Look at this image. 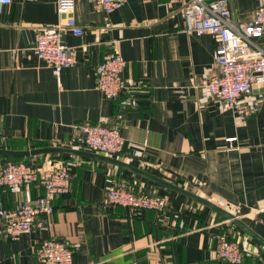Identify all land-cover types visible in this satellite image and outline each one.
I'll return each mask as SVG.
<instances>
[{
    "label": "crops",
    "instance_id": "0c3cea01",
    "mask_svg": "<svg viewBox=\"0 0 264 264\" xmlns=\"http://www.w3.org/2000/svg\"><path fill=\"white\" fill-rule=\"evenodd\" d=\"M184 2L124 0L106 19L91 1L75 0L72 15L82 33H63L75 60L58 76L33 48L35 32L63 17L56 0L0 5V148L89 150L72 125L117 127L128 145L117 158L210 199L264 238V85L243 97L259 110L242 122L208 95L206 83L221 74L218 37L186 30ZM258 2L233 0L237 20L249 19ZM258 41L264 47V33ZM110 50L126 60L128 87L116 100L96 87V65ZM69 156L29 158L42 168L71 158V189L53 198L45 229L11 240L0 223V264H38L36 250L49 237L78 246L72 264H229L214 252L222 236L241 244V264H256L264 255V247L234 223L188 198L166 195L162 212L109 205L108 187L130 180L150 185L115 165ZM42 193L35 183L17 193L0 189V207L33 202Z\"/></svg>",
    "mask_w": 264,
    "mask_h": 264
},
{
    "label": "built area",
    "instance_id": "2783aa9c",
    "mask_svg": "<svg viewBox=\"0 0 264 264\" xmlns=\"http://www.w3.org/2000/svg\"><path fill=\"white\" fill-rule=\"evenodd\" d=\"M11 1L0 0V5ZM89 1L104 12L106 19L124 3V0ZM56 3L58 11L63 14L62 19L53 28L37 30L33 48L58 76L62 66L75 60L71 47L63 40V33L80 34L82 28L72 15L75 0H56ZM183 14L187 31L196 34L211 32L218 37L215 59L221 74L206 83L208 95L230 108L239 122L258 112L259 106L244 101L243 97L255 87L264 85V47L258 41L264 33V0H259L252 16L245 21L235 17L233 0H185ZM125 65V58L115 50L108 51L96 65V87L104 98L116 100L127 89L123 78ZM72 130L74 137H81L87 149L95 153L119 157L128 148L117 127L78 123L72 125ZM226 140L232 142L235 137ZM73 166L72 159L61 160L46 168L24 161L0 162V189L17 193L32 183L43 189L42 195L33 202H20L12 208L0 207L2 234L15 240L33 228L45 229V220L53 213V198L70 192ZM105 196L109 205L133 210L162 212L168 206L167 199L159 194L134 192L123 186L108 187ZM77 249V245L63 240L45 238L36 250V260L38 264H72ZM214 252L229 264H240L244 257L241 244L224 236L219 237ZM256 264H264V258Z\"/></svg>",
    "mask_w": 264,
    "mask_h": 264
},
{
    "label": "water",
    "instance_id": "95a60500",
    "mask_svg": "<svg viewBox=\"0 0 264 264\" xmlns=\"http://www.w3.org/2000/svg\"><path fill=\"white\" fill-rule=\"evenodd\" d=\"M41 154H64V155H73V156H81L90 159H95L99 161H103L105 163H109L115 165L117 167L123 168L131 173H134L158 186L164 187L170 191H173L177 194L183 195L209 209L221 215L225 219L233 222L239 228H241L245 233H247L250 237L255 239L259 244L264 247V238L258 235L255 231H253L239 216L234 215L223 207L215 204L210 199L205 198L197 193H194L190 190H187L167 179L159 177L146 171L140 167H137L131 163L123 161L117 157H111L107 155H102L99 153H95L93 151L78 149L73 147H63L58 145H48L43 147H37L32 149H5L0 148V156L3 157H33Z\"/></svg>",
    "mask_w": 264,
    "mask_h": 264
},
{
    "label": "trees",
    "instance_id": "16d2710c",
    "mask_svg": "<svg viewBox=\"0 0 264 264\" xmlns=\"http://www.w3.org/2000/svg\"><path fill=\"white\" fill-rule=\"evenodd\" d=\"M83 147H86L85 146V144L83 145ZM87 148V147H86ZM51 155H59V156H64V157H70L69 155H62V154H51ZM1 157V159H2V161H1V163H3V162H6V161H9V160H12V161H24L25 163H32L30 160H29V158L30 157H3V156H0ZM67 159H71V158H67ZM118 169H121L122 171H127V170H125V169H123V168H120V167H117ZM149 172H151L152 174H154V175H157V176H159V177H162L159 173H157V172H154V171H152V170H149ZM136 177H139V179H141V181L143 182V183H145V185L147 184V185H150V188H140L139 187V185H135L134 184V182H133V180H130V181H126V182H122V183H118L117 185H115V186H123V187H125L126 189H129V190H132V191H134V192H139V191H144V192H147V191H151V192H154V193H156V194H164V193H167L168 195H172V196H176V197H178L179 199H187V197H185V196H183V195H180V194H177V193H175V192H173V191H170V190H168V189H166V188H164V187H161V186H158V185H156V184H154V183H152V182H150V181H148V180H146V179H144V178H142V177H140V176H138V175H136V174H134ZM163 178V177H162ZM173 183H175V184H178L177 182H173ZM179 185V184H178ZM181 186V185H180ZM139 187V188H138ZM153 189V190H152ZM187 190H190V189H187ZM190 191H192V190H190ZM193 192V191H192ZM195 193V192H194ZM188 200L189 201H191L192 203H194V204H199V203H197V202H195V201H193V200H191V199H189L188 198ZM204 208L205 209H209V208H207V207H205L204 206ZM166 209V208H165ZM164 209V210H165ZM146 210V209H145ZM210 210V209H209ZM140 211V210H139ZM217 214V213H216ZM219 215V214H218ZM219 217H222L221 215H219ZM223 218V217H222ZM233 223V222H232ZM234 225H236V224H234ZM236 227L238 228V229H240L241 231H243L241 228H239L237 225H236ZM244 232V231H243ZM224 237H226V236H224ZM227 239H229V240H233V239H230V238H228V237H226ZM253 239V238H252ZM253 241H255L256 243H258L255 239H253ZM260 245V244H259ZM264 258V255L261 257V259H263ZM260 259V260H261ZM259 260V261H260ZM258 261V262H259ZM257 262V263H258ZM242 263V262H241ZM240 263V264H241Z\"/></svg>",
    "mask_w": 264,
    "mask_h": 264
},
{
    "label": "rangeland",
    "instance_id": "374dc122",
    "mask_svg": "<svg viewBox=\"0 0 264 264\" xmlns=\"http://www.w3.org/2000/svg\"><path fill=\"white\" fill-rule=\"evenodd\" d=\"M152 190H153V189H152ZM159 195L163 196V197L166 198V199H167L166 195L169 196L167 193H164V194H161V193H160ZM184 201H187V200H184ZM187 203L191 204L192 202H189V201H188Z\"/></svg>",
    "mask_w": 264,
    "mask_h": 264
}]
</instances>
